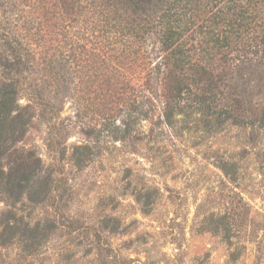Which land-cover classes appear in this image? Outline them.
Wrapping results in <instances>:
<instances>
[{
  "label": "trees",
  "instance_id": "1",
  "mask_svg": "<svg viewBox=\"0 0 264 264\" xmlns=\"http://www.w3.org/2000/svg\"><path fill=\"white\" fill-rule=\"evenodd\" d=\"M84 91L126 95L142 121L172 126L190 110L209 131L237 126L264 164V0H0L2 245L37 235L22 205L64 197L61 166L23 145L32 120L47 117L60 145L61 106ZM75 149L85 165L90 146ZM49 218L47 229L58 223Z\"/></svg>",
  "mask_w": 264,
  "mask_h": 264
},
{
  "label": "rangeland",
  "instance_id": "2",
  "mask_svg": "<svg viewBox=\"0 0 264 264\" xmlns=\"http://www.w3.org/2000/svg\"><path fill=\"white\" fill-rule=\"evenodd\" d=\"M127 98L69 95L60 112L69 136L60 145L50 144L57 130L47 117L32 120L23 145L46 166H61L64 197L21 206L37 235L0 239V264H264L260 146L237 126L207 130L190 110L172 126L158 116L142 121ZM77 145L92 152L83 166L73 160L86 152ZM47 218L58 223L47 229Z\"/></svg>",
  "mask_w": 264,
  "mask_h": 264
}]
</instances>
